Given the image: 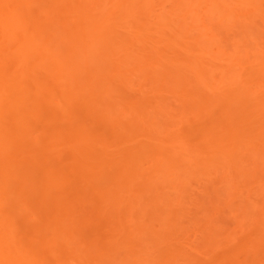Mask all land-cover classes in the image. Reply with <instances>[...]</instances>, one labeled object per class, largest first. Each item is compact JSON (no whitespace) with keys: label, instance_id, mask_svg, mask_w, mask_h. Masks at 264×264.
I'll use <instances>...</instances> for the list:
<instances>
[{"label":"rangeland","instance_id":"374dc122","mask_svg":"<svg viewBox=\"0 0 264 264\" xmlns=\"http://www.w3.org/2000/svg\"><path fill=\"white\" fill-rule=\"evenodd\" d=\"M24 1H25V4L23 3V4H21V6L18 7L19 13L21 15L20 22H22L21 25H23L25 27L27 26V27H29L28 29L33 30V28H30V27H32V25L34 23L33 17L37 14L35 10H37L36 8H38V6H40V5L37 6L35 4V6L34 5L32 6V4H34L33 2H31V5H30L28 0L27 1L24 0ZM35 1L37 2V0H35ZM46 1L47 0H44V1L40 0L38 2H41V3H43V5H45L44 3H46ZM78 1L79 2L80 1L85 2V0L84 1L78 0ZM154 1L157 2L159 0H154ZM24 5L28 6L30 8L31 7H34V8H31L30 13H29L28 12L29 10L27 11V9H29V8H26ZM23 6L25 7V10H23L24 9ZM20 8H23V9H20ZM20 10L25 11L26 14L29 13V14H27L29 16L25 15L24 12H23V14H21L22 11H20ZM157 10L158 9H155V11H157ZM37 11H40V10H37ZM32 14H35V15H32ZM30 16H32V17H30ZM31 19H32V21H30ZM119 20L120 19H118V21ZM45 22H46V20H45ZM124 23L121 22V24H124ZM46 24H47V22H46ZM54 24H53L54 26L51 25L50 27L52 29L56 28L55 29L56 33L59 35V36L55 35L57 37V40L55 39L56 43L54 42L56 44L55 47H61L58 49L59 50L61 49L60 52L63 56V59L68 60V58H69L68 56L71 57L73 55L71 53H73V51H74L73 48H75L74 46H72V43H71L72 39L70 40V37L68 38L66 36L67 31H65L63 26H62L63 27L62 28V27L58 26V23H54ZM123 26L118 23L114 27L113 31H114V34H116V35L119 34L120 36L123 35L121 37L125 38V36L127 35V33H126L127 31H125V30L127 28L125 26L124 27ZM59 28H60V30H59ZM61 28H62V30H61ZM165 31H167L166 33L171 32V31H169V29H166ZM63 35H65L66 37L65 36L64 37L67 38L68 40L67 39L65 40ZM155 35L154 34L149 35L150 37L148 39V42L146 41L147 39L145 40L146 42H144L146 44L143 43L144 40L139 42L140 44L145 45L144 47L141 46V47H143L142 49H141L140 45H138V43L134 42L135 40L132 42L134 44L136 43V46L140 47V48H138L139 50L135 49L134 48L135 46H133L134 44L132 45V43H128L126 46L127 50H130L129 48H131V47H128V45L130 44L133 46L132 48H134L135 50H137L139 52V54L140 53L142 54V55L141 54L137 55V51L136 52L134 50H133L134 52H131L132 50L130 51L131 53L134 54L133 56L136 59L140 60V64L142 65L141 66L142 68L139 67V65L137 66V64H136V66L139 68L135 67L133 70H130L133 67V64H131L132 67L129 66L130 67V68H128L129 70L126 68H124L123 70L119 69L121 72L126 71V72H124V74L119 72L118 75H120V76L117 77V72H116V74L113 73V74H115L114 78H113L112 73H111L112 74L111 75L109 72H107V73H109V75L108 74L106 75V71H108L107 66L105 67L103 65L105 67L104 68L105 70H102L103 67L100 64H97L98 59H97V61H95V62H97L96 63L97 67L99 66V71L96 70V72L98 74L93 75V77L97 75L96 77L100 76L104 80H105V78L107 80L109 79V82H110V83L106 82L107 86H108L107 88L102 87L103 88L102 89L100 87L97 89V91L100 92V95H101V97H97V98H99V99L101 98V99L100 100L98 99L97 101H93L94 103H97V104H95L96 106L94 105L95 107H98V106L104 104V106H103L104 108H107V110L110 109V111H113L115 113V111H116L115 109H116V107L119 108L120 107L119 105H121V107H123V108H121V110L122 109H124V110L130 109V112H131V110L134 111V109H132L131 106L133 108L137 109V112H138V109H141V111H142V108H144L146 106L148 108H145V111L143 109L142 113L140 112L139 116L141 117V115H142V117H145V119L146 118L150 119L149 114L153 112V110H151L153 108H151V107L154 105L153 103L156 102L154 99L157 100V98H158L157 95L159 96V98L164 99V103H166V104L168 103V101L170 99H173L172 95H175V97L178 96V97H180V99L182 98L179 90L176 91V93L173 92L174 94L170 91V90H172L171 88H173L172 86L177 84V83L174 84L175 80L169 79L170 76L168 74H167L168 79H166L167 77L164 78L166 75L165 74L166 72L169 71L170 73H172V71L170 69L171 67L169 68L170 70H167L168 68H165V69L163 68L165 71L167 70L163 74L162 73V67L163 66H159V64H157V62H159L160 56H162V54L161 53H159L161 55L155 54V53H158V51L161 49L162 51H164L162 53L165 54V57L171 58L172 55H170V53L172 54L173 51L171 52L169 50L167 43L166 44L164 43L165 45L160 44V43L158 45H156L157 41L155 42V40L153 39V38L156 39L157 35L156 36ZM58 38H59V40H58ZM62 39L65 41H63ZM57 41H59V42H57ZM61 44L64 48H62ZM147 44L150 48L147 46ZM69 45H71V47H69ZM160 45H161V47H160ZM67 46H68V48H67ZM65 48H67L66 53H65V50H66ZM69 48L71 49V51L68 50ZM144 48H145V51H144ZM173 48H175V47H173ZM176 49L177 48L173 49L174 52L175 51L177 52ZM104 50H106V51H104ZM107 50L108 49L105 48V49H99V52H96L98 50H95L93 52L94 56L96 54H99L100 56L102 55L100 58H102L103 60L100 59V61L103 63H101V64H104V63L110 64V61L108 62V59L104 57V56H107V54L109 53V51H107ZM151 50H153V51H151ZM10 51L12 53L14 52L12 50H10ZM10 51H8L7 53H10ZM165 51H167V52H165ZM60 52H59V54H60ZM68 52H70V53H68ZM131 53H129V54H131ZM11 54H10V56H14L15 53L12 55ZM69 54H71V55H69ZM118 54H120V53H118ZM7 55H9V54H7ZM99 55L98 56L96 55L95 58H98ZM157 55H158V57H156L157 58L156 59L155 56H157ZM166 55H168V56H166ZM139 56L141 58H139ZM59 57H60V55H59ZM117 57H118V59L119 58L121 59L122 57L126 58L127 56L123 55V52H122ZM146 57H147L148 61H150L151 58L155 59L154 60L155 62L153 61L154 63L152 61H150L153 63L152 64L153 66L151 65L150 62H149L150 65L149 64L148 65L146 64L147 66L144 65V63H146V61L142 58L146 59ZM149 57H150V59H148ZM60 58H62V57H60ZM124 58H122V59L124 60ZM130 58L132 59V57H130ZM130 58H128L127 60L131 61ZM141 59H142V61H141ZM156 60H157V62H156ZM138 61H136L135 63H137ZM87 63L89 65V67L84 62V64H86V65H83L84 68L86 67L84 69V71L89 68L88 71H90V72L94 71L93 73H96L95 68H93L94 65H92V64H94L93 60L90 61V64H89V62H87ZM32 64H34V63H32ZM109 64H108V66H109ZM96 65L94 67H96ZM27 66L29 67V64ZM33 66L34 65H32L31 67H33ZM38 67H40V66H38ZM38 67H37V69H34V67H33V70H35V72L37 73V74L34 73L35 75L41 76L39 79V81L41 82L42 80H44L42 76L45 74V72H40L42 70H39L41 68L38 69ZM143 67L146 68L145 71H144ZM90 68H92L93 70ZM106 68H107V70H106ZM42 69H43V67H42ZM81 69H82V74H83V68L81 67L80 71H81ZM96 69H98V68H96ZM138 69H143V70L142 71L139 70L140 72L138 73V71H137ZM28 70L31 71V69H28ZM36 70H38V71H36ZM78 70L75 69V71H77V72H78ZM100 70H102V71H100ZM75 71L73 70V72H72V75H74L73 77H75V75L79 76L81 74L80 72H78L79 74H76L77 72H75ZM103 71L105 72L104 74L106 76L112 77L111 81H110V77L107 78L106 76H103L104 74L103 75L101 74ZM85 72L87 73V71H85ZM90 72H88V73H90ZM145 72H146V74H145ZM82 74H81V76H82ZM86 75L87 74H83V77H85ZM87 76L85 78H87ZM89 76H91V75H89ZM126 76L130 80V82L132 81L131 83L128 81ZM122 77H124L123 81H122ZM158 77H159V79L164 78L165 83H163L162 80H160V81H162V82H160ZM185 77L186 76H184V78H183L184 80L186 79ZM34 78H37V76ZM41 78H42V80H41ZM125 78L127 79L126 81H125ZM181 78L182 77H180V79ZM82 79H81V81H82ZM94 79H96V78H94ZM30 80H28V81L30 82ZM45 80H47V79H45ZM88 80H89V78H88ZM98 80H101V79L99 78ZM168 80H170V83L168 82ZM171 80L173 81V83H171ZM36 81H38V80H35L33 83H35ZM81 81L77 82V85H78L77 88H79V83L81 84ZM120 81H122V82H120ZM176 81L178 82V80H176ZM87 82H83L81 85H84ZM89 82H90V80H89ZM127 82H129L130 84ZM167 82H168V84H167ZM33 83H32V85H33ZM158 83H160V84L162 83V85H164V86H166V84H167V86L166 87L162 86V87H164V88H162L161 85ZM30 84H31V82H30ZM77 85H75L74 88H76ZM168 85H169V87H168ZM160 87L162 88V90H159V89H161ZM174 87H177V85ZM153 89H154V91H153ZM180 89H181V87H180ZM108 90H109V93H107V96L104 97L103 95H105V93L108 92ZM156 90H157V93H156ZM32 91H34V90H32ZM22 92L23 91H21V95L24 97L26 92H24L23 94H22ZM47 92L49 93V91H46V93L44 91V94H47ZM98 92L94 96H98L99 95ZM101 92L102 93L104 92V94L102 95ZM143 92H145V93H143ZM181 92H182V89H181ZM19 93H20V91L17 93V95H19ZM29 93H32V92L29 90V92L26 93V95L24 97V99H25L24 102L27 101V103H25V105H23L24 108H22L21 110L24 109L23 113H25V115L29 114L28 111L30 113L33 111L34 113L33 112L32 113L34 114V116L32 114H30L28 116L27 115L22 116V117H24L23 119H25V118L27 119L29 116L33 117V118L29 117L28 118V119H30L29 121L25 119V121L27 123H25V121L22 119L24 122L23 123L21 122V124L24 125L25 129H23L24 128L23 125H21L19 122H18V124H17V122H14V120H13V118H15L14 116L11 115L9 117L5 114L3 115V113H6L9 115V113L13 111V107H12V110L10 109L11 111H9V113H7V110H9V108H11V107H7L8 109L4 110L6 112L3 111V113H1V115H2V117L4 116V117H7L8 119L13 117L12 120L11 119H9V120H11V122H14V124H12V123L9 124L10 121L4 117H3L4 120L3 119H1V120L4 124L6 123V125H4L2 122H0V152L2 151L1 153H3V154L6 152L8 153V151L3 152V149L5 147L4 148L2 147V144H1L2 141L5 140L7 142V143L5 142L7 145V144H9L8 138L10 140L11 135H12V137H15L18 135V137L16 139H14V142L10 140L11 141L10 143H12V142L13 143L9 144L10 146H8V149H10L9 150L10 153H8V155L11 159L7 157L9 159V161H6L7 158L6 159L4 158L3 162L6 161V163L4 165L1 162L2 160H0V167L3 166V168L2 167L0 168V189H1V193H2V191H4V195L1 194L2 196H0L1 200L4 198V200H2V202H3L2 206H0V208H2V210L0 209V214H2V213L7 214L6 216L4 214V216H2V217L0 215V218L2 219V220H0V221H2L0 223V227H1L0 230L1 231L2 230L7 231L8 233L6 232V235L11 236L8 238L5 234H3V236L5 235L4 238H7V241L10 242V240H12L11 243L14 244L13 245L14 247L11 246L12 248L10 249V251H12V253H13V255H10V257L13 259V263L20 260L19 264L20 263L24 264L26 262V260L29 259V260L34 261L35 264H139L138 261L141 260V258L146 259V256L148 257L147 259L149 260V262L146 264H156L155 262H157L158 264H161V263H163L162 261H167V260H169L170 264H214V263L215 264H224V263H226V264H231V263L232 264H263L264 263V260H263L264 259V214H263V216H260L259 214L251 215L258 209V208H256V206L257 207L260 206V209H261V205H263V203H264V202H262V201H264V149L262 148L263 149L262 150L260 148V147H262L261 145H263V144L260 145V143L257 141L259 143L257 145H260L259 148L261 150L257 148L256 151L254 150V152H252L253 151L252 150L250 154H249V151H244L243 147H245V146L243 144H241V146H239V148L241 147L240 148L241 150L238 148L239 149V150L237 149L238 151L236 150V152H233L234 154H236V156L234 155L235 157H233L231 155L233 157L232 158L233 163L231 160V164L229 161L230 158L226 157L227 160L229 159L228 160L229 162H228V161H223L225 159L222 158L223 160H221V158L218 157L219 161L217 159H215V163H214L212 160V163L216 164V165L210 164L213 167H211L209 164L207 165L206 163L199 166V167L198 166L196 167V165H195L196 168L191 166L190 168H193V169L190 170V168H189V172H188V174H186L189 176H187L186 179L183 177L185 180H183V178L181 179V180H183V182L185 181L184 182L185 184L184 183L182 184L183 186H185V187H183L184 189L181 188V186H180V188L179 187H178V189L176 188L177 190L176 189L173 191L171 190L172 192H170V194L173 193V195H175V197H176V200H174L173 203H171V205L169 203L167 205L160 204L158 206L157 204H154L153 195L152 194L148 195L147 191L152 190L153 189L152 186H156L155 184L157 182L155 184H151V185L150 184L142 185L141 186L142 189L140 187L139 188L137 187V190H135L134 189L135 187H133L132 190L134 189L135 190V191L133 190L134 192H137L140 189V190H142V193H144V195H142L141 191H139L141 196L138 195L139 193L137 192L138 194H136V195H138V196L134 197L135 195L132 192V194H133V196H132L133 199H132V197L130 198L131 195H127V193H126L124 195H127L128 197L126 196L127 198L124 197V199L127 200L128 198H130V199H132V201L135 199L133 201V203H132V201L131 202L129 201L130 199H128L127 202H130L131 205H133V206L138 204V206L137 207L135 206V207L137 208V211L140 212L139 215L143 214L144 217H143V219H137L136 222L134 221L132 224L131 222L130 223L127 222L125 219L123 220V218H125V217H122L124 215L123 214L124 209H125L124 205L126 203L125 200L123 202V205L121 204L122 206L119 208V210L121 212L117 210L118 211L117 213H119V212L121 213L119 215H117V213L114 214L115 211H113V209H114L113 206H111V207H113L112 210L107 209V208L111 209L109 206L111 201L108 202L109 205L106 204L107 206H109L106 208V210L110 211V212L107 213V211L105 209H103L105 206L102 204L101 211L104 210L105 212L102 211L103 213L100 214L101 211L99 210L100 212L98 213L97 210L101 207L98 206V204L95 200L97 198L101 197V195H99V194H101V192H103L104 190L108 192L113 188V190H115V192H113L112 190L111 191L116 196H117V193H116L117 191L121 192V193L124 192V191H121L122 189L120 191L117 190L119 188L114 189V187L116 188V186L113 187L114 182L112 183V181L115 179V176H118L117 171L119 172L120 167H123V168L128 167L127 165H129V162L127 163L126 157L131 154L132 150H134V151L136 150V152H138L137 153L138 155L135 154V157H136L138 162L135 159L136 163L130 162V165L128 168H131L132 170L137 169V170L142 171L144 166H145L144 170L147 169L149 171L151 169V167H153V166H151V162H153V160H152L153 156H151V153H150L151 150L153 149V147L151 146L152 144H150L149 142H146L144 139H142V137L145 136V134H148V136H151V134H153L152 132H155V131L153 129H149L147 127L146 130L144 131L145 133H143L142 130H144V129L143 128L139 129V127H138V126L141 127V125L140 124L138 126L136 125V120L138 121L139 117L135 120L129 119L130 122H127L128 119H126L127 117L124 116L125 117L124 120L125 119L126 120L123 121V124H122L121 118H123V117H121L119 119V117H120L119 116L118 117L119 123L116 122L117 123L116 125H114L113 123H110V125H109V123L107 124L104 121L106 119V116H104V115L102 116L101 113L105 112V113L111 115V113H113V112L110 113V111L102 110V109H101L102 111H100V108H97V109L94 108L95 112H93L94 109H93V111H90L89 109H84L81 107L82 105L80 106V104L79 105L77 104L78 100H76L75 98L74 99L77 102L71 101L70 102L71 104H69V106L66 103H64L65 105L64 104L62 105V102H59V104L61 105L60 106L57 101H53L55 104L51 101V100L57 99L56 96H54L53 98H51V97L49 98L48 97L49 94H48V96L47 95L44 96L43 92H41L44 96L43 98L48 97V99H50V101H51V102L50 101L48 102V100H46L48 102V103H46L43 101L44 99L43 100L40 99L42 97L39 98V96H38V98L40 100L37 98V95H38L37 93H36L37 95L34 92L30 95H29ZM262 93L264 94L263 89H262ZM166 94H167V96L169 95L168 98H166L167 97ZM35 95H36V97H35ZM260 95H262V94H260ZM26 96H28L27 100H26ZM162 96L165 98H163ZM106 97L107 98L109 97L110 100H112V99L116 100L115 101L116 104H115L114 100L112 101V102H114L115 107H113L114 104L111 103L109 99L105 100ZM209 97H210V95L208 94V98ZM213 97L212 98L210 97L209 99L212 100ZM102 98H104V99H102ZM31 99H32V103L28 104V102H30ZM93 99H94V97H93ZM166 99H168V100H166ZM33 100H34V102H33ZM37 100H39V103L37 102ZM79 100H80V98H79ZM152 100H154V101H152ZM58 101H60V100H58ZM106 101L108 103L110 102L111 105L109 106V104L106 103ZM172 101H174V100H171L170 104H173V103H171ZM175 101H176V99H175ZM175 101H174V103H175ZM181 101H182V99H181ZM260 101H258V100L253 101L252 100V101H249L247 103H244L242 101L243 104L241 103V105L238 104L239 102L234 103V105H231V107H230L232 109L231 112H233V113L229 114L230 117L224 116L226 114H224V115L221 114V112L218 110V108L215 105L210 104V105H208V107L210 109L208 107L205 108L204 110L205 111L207 110V111L205 112V114H202L201 116H195V114L197 115V113H195V114L191 113V114H189V116L187 115L186 118H188V120L190 122L187 119H186L187 121L184 120L185 119L184 118L183 122L180 121L179 126L177 125L178 131L176 130L175 132L178 134V136L180 135L181 141H182V139H184V141H185L186 138H187V141L191 139L190 142L189 141L188 142H189L190 146H195L196 149L198 148L197 146L202 145L201 142L199 141L201 136H204V135H213V136L215 135L216 136V134H217V137H218V136H220L219 134H221L222 132H223L222 133L223 135L221 138H223L222 139L223 144L225 143L227 145L228 142H231V144H233L232 141L234 142V140L235 141L237 140L240 142H238L236 144V142H237L236 141L234 143L236 145H238L242 142L241 139H243L244 137L245 138L247 137V135H246L247 133H245L247 131H245V130L250 129V131H251V129H253L255 127V125L261 124V122H260V124L258 122H259V119L262 120V117H264V108H261L262 107L261 104H264V103L261 102V104H260ZM262 101H263V99H262ZM93 102H91L92 105L94 104ZM161 102H163V100ZM195 102H197V100ZM34 103L36 106L34 105ZM45 103L48 104V106ZM49 103H50V105H49ZM79 103H81V102H79ZM193 103H191V104H193ZM72 104H74V105L72 106ZM194 104H196V103H194ZM26 105H29L30 108H29V106H26ZM43 105H45V107ZM116 105H118V106H116ZM150 105H151V107H149ZM173 105H176V104H173ZM25 106H26V108H25ZM32 106H34L35 109L34 108L31 109ZM62 106H63V108H62ZM87 106H85V107H87ZM91 106H90V108H93ZM156 106H157V104H156ZM156 106L154 108L155 110H156V108H158ZM77 107H79V108H77ZM111 107H113V108H111ZM263 107H264V105H263ZM28 108H29V110H27ZM64 108L65 109L67 108V110H64ZM16 110L17 109H15V111ZM97 110H99L100 112ZM118 110H120V108ZM67 111L69 112L68 114L66 113ZM208 111H209V114H208ZM146 112H147V115H146ZM155 112H157V110ZM165 112H166V114H168L167 110H165ZM13 113L14 112H12L10 114H13ZM124 113H125V111H124ZM134 113H135V111H134ZM217 113H219V114H217ZM17 114H18L17 112H16V115L14 113L15 116H17ZM96 114H100V115H96ZM128 114H129V111H128ZM137 114H139V113H137ZM143 114H145L146 116ZM162 114H163V112H162ZM21 115H23V114H21ZM171 115H173V114H171ZM171 115L169 116L170 118H171ZM207 115H209V116H207ZM164 116H166V115H164ZM164 116H162V117H164ZM194 116L196 119L194 118ZM231 116H233V117H231ZM190 117L192 119H190ZM217 117H219V118H217ZM166 118H167V116H166ZM225 118H226V120H225ZM232 118H234L232 120L233 122H231ZM147 119H146V121H147ZM210 119H211V121H210ZM217 119H219V120L216 121ZM22 120H20V121H22ZM224 120L226 121L225 123H224ZM75 121H77L76 124H74ZM214 121H216V122H214ZM120 122H121V125H120ZM216 123H218V124H216ZM11 124H12V127H14L16 124V126H15L16 128L11 129V127H9L6 129V127L10 126ZM19 124L21 126H19ZM223 124H225V125H223ZM227 124H229V125H227ZM3 125L6 126V127H4L5 129H3ZM133 125H134V127H133ZM220 126H222V127L220 128ZM229 127H230V129L232 128L233 130L232 129L229 130ZM86 128H88V129H86ZM199 128H200V130H199ZM210 128H211V130H210ZM256 128H257V126H256ZM10 129H11V131H10ZM121 129H122V131H121ZM148 129H149V131H148ZM216 129L217 130L221 129V130L217 131ZM242 129H243V131H242ZM3 130H5V131L7 130L6 132L4 131L7 135V138H5L6 135H5V133L3 134ZM235 130H236V132H235ZM237 130L240 133L241 132L242 133L241 134L238 133ZM255 130L256 129H254L253 132H255ZM86 131L87 132L91 131V132H89V133H91V137L88 136L89 133L86 134ZM147 131H148V133H147ZM194 131H196V132H194ZM199 131H200V133H199ZM20 132H22V135ZM23 132H24V134L26 133V135L29 133L27 135V137L24 138L25 135L23 134ZM231 132H232V134H231ZM243 132L245 133L246 136H244ZM74 133L78 134L77 138L74 137V136H76V134L73 135ZM79 133H81L83 135H81ZM131 133H132V135H131ZM141 133H143V134H141ZM209 133H212V134H209ZM233 133H235V134H233ZM238 134H240V136H241V137L239 136V139H238ZM20 135H21V137L19 138ZM80 135L83 137H84V135L89 137L88 141L85 142V143H87L85 145L86 146L89 145L92 149H90L88 147L90 150L88 148H87L88 150H85L86 147L84 148V145H83L81 148H84V149L81 150V148H79L80 146H78L79 150H81V151L84 150L82 153L81 151L77 150V143H79V142H75L76 147H74L75 145H74L73 141H75L76 139H80V137H79ZM133 135H134V137H132ZM22 136H23V139H22ZM188 136L189 137L192 136V137L188 138ZM72 137H74V138H72ZM83 137H81V138H83ZM125 137H126V139H124ZM181 137H183V138H181ZM130 138H132V139H130ZM192 138L193 139L196 138V139L193 140ZM224 139H225V141H224ZM107 140H109V141L107 142ZM138 140H139V142H138ZM140 141H141V143H140ZM262 142H264V141H262ZM5 143H3V144H5ZM254 143H256V142H254ZM80 144H81V142H80ZM82 144H84V143H82ZM149 144H150V146H149ZM92 145H94V146H92ZM97 145H98V147H97ZM101 145H103V146H101ZM142 145H143V147H141ZM255 145H254V147H257V145L256 146ZM138 146H139V148H138ZM72 147H74L76 149H73ZM6 148H7V146H6ZM253 149H255V148H253ZM4 150H6V149H4ZM72 150H75L76 151L75 153H78V154L81 152L82 155L86 151V153H85L86 155L84 154L86 157L81 156V160H82V158L90 159V157H91V159L93 158L95 160L94 161L92 159L95 163L100 162L102 166H105L106 164L104 162H102L103 157H104L105 162H107L108 165H109V163L111 165H109L110 167L107 165L104 168L105 173H103L104 170L103 171L101 170V172L103 174H105L104 176H102L103 175L102 173H100L101 175L99 174L100 176L97 174L96 175L97 177L95 176L96 173H93V175L91 174L88 176L86 174L87 171L84 172V170H82V171L79 170L78 173L80 175H81V172H82V174L84 173L87 175V177H84V175L81 177L88 178L91 176L89 179H87L89 181H83V178H80L78 173H77L78 175L76 174L77 176L76 175L73 176V173L71 175L72 171L75 172L78 167L80 168V165H85V164H81V162H76V161L72 160L73 158L70 159L71 155H72V157H73V155H75V154L71 153ZM91 150L93 153L97 152V154L93 155V153H92L93 156H91V154H90ZM98 150H100V151H98ZM73 153H74V151H73ZM98 153H99V155H98ZM6 154H4V156ZM78 154H77V156H78ZM12 155H13V158L15 157L16 159H13ZM147 155H149V156H147ZM97 156H100L101 158L100 157L97 158ZM1 157L2 156H0V159H1ZM94 157H96V158H94ZM137 157L140 159V161ZM105 158L106 159L108 158L109 160L110 159L111 160L109 161V160H106ZM141 158H142V160H141ZM210 158H212V157H210ZM234 158H236V160ZM84 159H83V162L87 163L88 168L90 166L91 167L93 166L90 163H88L91 159L89 161H88V159L87 160H84ZM13 160H15V161H13ZM203 160L205 162L207 161L208 163L210 161V159L208 157L206 159H203ZM44 161L48 167L44 164ZM71 161H73V162L71 163ZM93 161H91V162H93ZM111 161H113V162L111 163ZM146 161H149V163ZM69 162H70V164H69ZM234 162H236L237 164ZM146 163L149 166H147ZM72 164L73 165L76 164V166L74 165V167L72 168L71 167ZM224 164H226V165H224ZM5 165H7L8 168H6ZM142 165H144V166H142ZM31 166L35 167V169H33L34 167L32 168V171L30 168ZM44 166H46V168H44ZM68 166H70V167H68ZM207 166H208L209 170H207ZM9 167H11L10 168L11 170L9 169ZM85 167H84V169H85ZM91 167H90V169L93 168V167L92 168ZM149 167H150V169H149ZM201 167L203 168V170ZM4 168L9 169V170L5 171ZM40 168L43 169L42 170L43 172H44V170H46V172L48 170L49 173H52V175H54V176H51L47 173L48 176H46V179L49 176H51V178H48V179H50L53 182L58 180V178L59 179L63 178L62 180H66V179L69 180L71 178L72 180H74V181L71 180V182H73V183L69 184V185H67L68 182L67 183L64 182L62 184L63 188L60 187L61 189L59 188L60 190H57L59 192L58 194H56L57 196H55L53 193L54 196L52 195V197L50 198L49 196L52 194V192L51 193L48 192V194L50 193V195L48 197H49V200L51 201V203L47 200V205L45 202L46 201L45 198L48 194L45 193L46 196H41V195H43V192H45V191H43V187L41 185L46 186L45 184H47V181H46V183L44 181L43 184H40V181L43 178H45V177H43V172L40 171L41 170ZM94 168H95V165H94ZM97 168H98V166H97ZM200 168L202 171L200 170ZM51 169L54 172L50 171ZM12 170L15 172L16 175L14 174V172H12ZM144 170H143V172H144ZM91 171L92 170H89V172H91ZM148 171H145L143 174H145ZM4 172H5V174H4ZM8 172L10 173L9 175H8ZM89 172H88V174H89ZM95 172L99 173L100 170L97 171L95 169ZM197 172L200 174H198ZM202 172L203 173L207 172V174H205V173L201 174ZM29 173L30 174L33 173L32 175H33V177L35 175L36 180L32 177V175L30 177L26 178ZM41 173H42V176L40 175L38 177V175ZM110 173H114L115 175L114 174L112 175ZM191 173H193V175ZM11 174H13V175H11ZM55 174L57 176H55ZM69 175H71V176H69ZM126 175H128V174L126 173ZM199 175H203V176L200 177ZM204 175L205 176L207 175V176L205 177ZM8 176H10V177L8 178ZM12 176L13 177L15 176V177L12 178V180L10 181ZM41 177H42V179H41ZM68 177H70V178H68ZM121 177H123V176L121 175ZM30 178H31V180L32 179L34 180L33 184L29 181ZM23 179L26 181L28 179V183H30L29 185H31L32 187L29 188L30 187L29 185H24L23 183H26V184H28V183L23 181ZM62 180L60 181V183L62 182ZM2 181H3V183H2ZM8 181H9V183H7ZM114 181H116V179ZM20 182H21V184H20ZM56 182H58V181H56ZM71 182L69 180V183H71ZM35 183H36V185L38 184L39 189L37 188ZM105 183H106V185H104ZM6 184H7V186H6ZM17 184H18V186H17ZM20 185H23V186L20 187ZM34 185L36 186L37 190H35L36 188L34 187ZM70 185H71V187H70ZM98 185H100L101 187H98ZM88 186H90V187H88ZM3 187H5V188H3ZM144 187H145V189H144ZM8 188H9V191H8ZM100 188H102V191H100L101 190ZM105 188H107V189H105ZM109 188H110V190H109ZM5 189H6V191H5ZM54 189L55 188L52 189V187H51V190L53 192L57 193ZM39 190H40V192H39ZM73 190H74V192L71 193V191H73ZM90 190H92V191H90ZM33 191H35V192L32 193V195H31V192H33ZM47 191H48V189H47ZM29 194L32 197L29 196ZM94 194H96V195H94ZM110 194H111V192H110ZM128 194H130V193H128ZM5 195L8 196V198L5 199ZM39 195L41 196V200H40ZM146 195H148V196L151 195L150 199ZM26 196H28V197H26ZM118 196H121V199H122V195H119V193H118ZM118 196H117V199L120 198V197L118 198ZM139 196H140V198H138ZM60 197H62V198H60ZM65 197H66V199H65ZM91 197L93 199H91ZM102 197H103V195H102ZM141 197L143 200L141 199ZM145 197H146V199H145ZM85 199H87V200H85ZM136 199L137 200L139 199V200L137 201ZM7 200L9 201V203H6V202H8ZM18 200L23 202V203L20 204L21 202H19ZM52 200H54L55 202L54 201L52 202ZM66 200H68V201H66ZM100 200H102V199H99L98 203L101 205V203H103V202L102 201L100 202ZM104 200H105V198H104ZM12 201L15 204H13V203L10 204ZM57 201H59L58 202L59 204L57 203ZM134 202H136V204H134ZM143 202L145 204H143ZM148 202H151V207H150V203L147 204ZM41 203L46 205V207ZM114 203L115 202L111 203V205L117 204V202H116V204H114ZM141 203H142V205H141ZM16 204H18V205H16ZM24 204H26V206L29 205L30 207H28V206L26 207ZM50 204H52V205L55 204V207H53ZM95 204H97V205L95 206ZM153 204H154V207H152ZM22 205H24L25 207H23ZM57 205L58 206L64 205V206L63 207L61 206L58 208ZM69 205H71V206H69ZM118 205H119V203H118ZM126 205H127V203H126ZM143 205H144V207H147V208H144ZM6 206H7V208H5ZM15 206H17V207H15ZM47 206L49 207V209ZM94 206L96 208H94ZM240 206H242V207L244 206L245 208L243 207L244 209H242V207L240 208ZM51 207H53V208L51 209ZM97 207H99V208H97ZM125 207H127V206H125ZM129 207H128V209H129ZM28 208H30V209H28ZM54 208H55V211H54ZM239 208L245 212L244 213L241 212V210ZM50 209L53 211H51ZM94 209H96V212L92 211ZM122 209H123V213H122ZM126 209H125V211H126ZM27 210H31V211H28L30 213H27ZM32 210L34 212H37L38 214L37 213H35V214L31 213ZM87 210H89V211H87ZM115 210H116V208H115ZM135 210H133V211H135ZM2 211H4V212H2ZM11 211H12V213H10ZM17 211L20 214H18ZM64 211L65 212L68 211V212L65 213ZM70 211H72V212H70ZM15 212H16V214H15ZM62 213H64V214L61 217L60 214L62 215ZM97 213H98V215H97ZM262 213H264V211H262ZM17 214H18V216H17ZM32 214H33V216H32ZM56 214H58L61 218L59 216H55ZM75 214H77V216H75ZM35 215H37V216L34 217ZM38 215H41V216L39 217ZM157 215H158V217H157ZM160 215L161 216L163 215L164 217L162 218ZM8 217H9V219H8ZM37 217H38V219H37ZM53 217H54V219H53ZM159 217H160V219H159ZM255 217H257V218H255ZM261 217L263 220L261 219ZM4 218H6V220L3 221ZM139 218H142V217L139 216ZM60 219H62V220H60ZM64 219L65 220L67 219V220L65 221ZM55 221H58V223L56 222V225H55V223L53 224V222H55ZM129 221H131V220H129ZM137 221L139 222V224ZM140 221H141V223H140ZM160 221H161V224H160ZM255 221H257V222H255ZM133 227L137 228V230L139 229L138 231H141V232L144 231V234L146 233V234H150V235H146V234L144 235L143 232L142 233L139 232V236H137L138 234L135 231L136 229L133 231ZM147 229L149 230V232H147L148 231ZM1 231H0V233H1ZM122 231L129 233V235L126 233L123 234ZM132 231L134 232L133 233L134 235L136 233L135 237H133V235L131 234ZM0 236H1V234H0ZM131 236L133 238H130ZM1 239H0V242L1 241L3 242L4 239H2V240ZM3 244H4V242H3ZM47 244H49V245L51 244V247H50L51 249L49 248V245H47ZM4 245H6V244H4ZM132 246H133V248H131ZM156 251H157L158 255H157ZM4 252H6L7 254H12L7 249L0 248V254L4 253ZM166 253L168 255H166ZM164 255L167 257V259L165 258ZM13 256H16V257H13ZM18 257L19 258L22 257L23 260L18 259ZM36 257H38V258L36 259ZM138 258H140V259L138 260ZM150 259H151V261H150ZM22 261H24V262H22ZM222 262H224V263H222ZM28 263L30 264V262H26L25 264H28ZM166 263H168V261Z\"/></svg>","mask_w":264,"mask_h":264},{"label":"bare ground","instance_id":"6f19581e","mask_svg":"<svg viewBox=\"0 0 264 264\" xmlns=\"http://www.w3.org/2000/svg\"><path fill=\"white\" fill-rule=\"evenodd\" d=\"M27 1V0H26ZM35 0H28V2L30 3V5H31V2H33L34 4H32V6L34 5L35 6V4L38 6V5H40V6H38V8H36L37 10H40V11H37V10H35L36 11V15L35 14H32V15H35L33 18H34V23H33V25H32V27H30V28H33V30H30V29H28L29 27H25V26H23V25H21L22 24V22H20V19H21V15H20V13H19V6H21V4H25V1L24 0H0V122H2V120L1 119H3L4 120V118H7V117H2V115H1V113H3V111L4 110H7L8 108L7 107H11V108H9V110H7V113H9V111H11L12 110V107H13V111L12 112H14L15 113V115H16V112L18 113L17 114V116H15L14 115V113L13 114H10V113H12V112H10L9 113V115L8 114H6V113H3V115L5 114V115H7V116H14L15 118H13V117H11V118H9V119H11L12 120V118H13V120H14V122H17V124H18V122L21 124V122L23 123L24 121H25V119H23L24 117H22V116H24L25 115V113H23V110H21L22 108H24V106L23 105H25V103H27V101L26 102H24L25 101V99H24V97H25V95H26V93H28L29 92V90L33 93H37L36 95H37V98H38V96H39V98L40 97H42V98H40V99H44L43 101L44 102H46V103H48L49 101H50V99H48V97L50 98H53L54 96H56L57 97V99H55V100H51L52 102L53 101H57L58 102V104H59V102H62V105L64 104V103H66L68 106H69V104H71L70 102L71 101H73V102H75L76 100H78V102H77V104L79 105L80 104V106L82 107V108H84V109H89L90 111H93V109L94 108H100V111H102V110H107V108H104L103 106H104V104L103 105H100V106H98V107H95L96 105L95 104H97V103H94L93 101H97L99 98H97V97H101V95H100V92H98L97 91V89L98 88H102V87H104V88H107L108 86H107V83L109 82V79L107 80L105 77V80L103 79V78H101L100 76H98V77H96V76H94L93 77V75H95V74H98L97 72H96V70L97 71H99V66L97 67V65H96V63L97 64H100L102 67H103V69L102 70H105L104 68L107 66L108 67V71H106V75L108 74L109 75V73L111 74H113V73H115L116 74V72H117V77L118 76H120V75H118V73L119 72H121L119 69H121V70H123L124 68H126V69H128V68H130L129 66H131V64H133V67H132V69H130V70H133L135 67L136 68H139V67H141L142 65L140 64V60L139 59H136L133 55V53H131V52H136L137 50H139L138 48H140L141 46H145L144 44H146V43H144V42H148V39H149V35H155L156 36V39L155 38H153L154 40H155V42L157 41V44L156 45H158L159 43L160 44H166L167 43V45H168V48H169V50L172 52V54L170 53V55H172V57L171 58H168V57H165V54H163L162 52H164V51H162L161 49L158 51V53H155V54H159V53H161L162 54V56H160V59H159V62H157V60H156V62H157V64H159V66H163L162 67V73L164 74V72H166L167 70H170L171 69V71H172V73H170L169 71L168 72H166L165 74V77L164 78H166V79H168V76H167V74L170 76V78L169 79H173V80H175V82H174V84L175 83H177V84H173L174 86H176L177 85V87H174V86H172L173 88H171L172 90H170L172 93L173 92H175L176 93V91H178L179 90V92H180V95L182 96V101H181V99H180V97H175V95H172L173 96V99H170L169 101H168V103L166 104V103H164V99H162V98H159V96L157 95V97L159 98H157V100L156 99H154L156 102L155 103H153L152 105L154 106H152L151 107V105L149 106V107H151V108H153V109H151V110H153V112L152 113H150L149 114V118L150 119H147V121H146V119H145V117H142V115H141V117L139 116L140 115V112L142 113V111H143V109H144V111H145V108H148V107H144V108H142V111H141V109H138V112H137V109H135V108H133L131 105V108L132 109H134V111H135V113H134V111H132L131 110V112H130V109H126V110H124V109H122L121 110V108H123V107H121V105H119L120 107V110H118L119 108L118 107H116V111H115V113L113 112V111H110V109H108L107 111H110V113L111 112H113V113H111V115L110 114H107V113H105V112H103V113H101V115L103 116H106V119L104 120L107 124L109 123V125H110V123H113L114 125H116L117 123H119V119L121 118V117H123V118H121L122 120H121V122H122V124H123V121H125L126 119H128V121L127 122H130V120H135V119H137L138 117H139V120L137 121L136 120V125L138 126L139 124L141 125V127L140 126H138L139 127V129L140 128H143L144 130H142L143 131V133H145L144 131L146 130V128L148 127L149 129H153L155 132H152L153 134H151V136H148V134H145V136H143L142 137V139H144L146 142H149L150 144H152L151 146L153 147V149L151 150V156H153V158H152V160H153V162H151V166H153V167H151V169H150V167H149V171L147 170V169H145L144 170V168H145V166L144 165H142V166H144V168H143V170H144V172L145 171H148V172H146L145 174H143L144 172H143V170L141 171V170H132L131 168H128L129 167V165H130V162L132 163H136L135 162V159H136V157H135V154H137L138 152H136V150L134 151V150H132L131 151V154L129 155V156H127L126 157V159H127V163L129 162V165H127L128 167H126V168H123V167H120L119 168V172L117 171V174H118V176H115V179H116V181H112V183H113V187L114 186H116V188L114 187V189H117V188H119V189H117V190H121V191H126L125 193L124 192H116L117 193V196H118V193H119V195H122V199H121V196H118V198L119 199H117V196L116 195H114L113 193H112V191L113 192H115V190H113V188L110 190V188H109V190L110 191H103V192H101V194H99V195H101V197H99V198H95L96 200V202H97V204H98V206L99 207H101V208H99V207H97V208H99L97 211H98V213L101 211V209H102V204L105 206L103 209H105L106 210V208L107 207H109L110 206V208L111 209H109V208H107L108 210H112L113 209V207H114V209H113V211H115L114 212V214L115 213H117L118 211H120L119 210V208L123 205V202H124V200H125V202L127 203V205H126V203H125V205H124V208L126 209V211H125V209H124V213H123V209H122V213L124 214H122L123 216L122 217H125V218H123V220L125 219L127 222H131L132 224H133V222L135 221L136 222V220L137 219H143V214H141V215H139L140 214V212H138L137 211V206H138V204H136V202H134V204H136V205H131V201H132V199H133V194L135 195L134 197H136V196H138V195H140V193H139V191H141V193H142V190H140L139 189V191H137V192H134L135 190H137V187L139 188H141V186L142 185H145V184H155L156 182V186H152V190H150V191H147V193H148V195L149 194H152L153 195V201H154V204H157L158 206L160 205V204H165V205H167V204H169L170 203V205H171V203H173V201L174 200H176V197H175V195H173V193H171L170 194V192H172L173 190H175L176 188L178 189V187L180 188V186H181V188H183V187H185V186H183L182 184L185 182H183V180H185L186 179V177L187 176H189V175H186V174H188V172H189V168L191 167V166H193L194 168H196L197 166L199 167V166H201V165H203V164H214L215 163V159H217L218 161H219V159H218V157H220L221 158V160H223V159H225V160H223V161H228L227 159H226V157L227 158H230V164H231V160H232V163H233V157H235L236 156V154H234L233 152H236V150L239 148V146H241V144H243L245 147H243L244 148V151H249V154L251 153V151L252 152H254V150L256 151V149L258 148V149H264V142H262V141H264V117H262V120L261 119H259V124H260V122H261V124L260 125H255V127L253 128V129H251V131H250V129H247V130H245V131H247V132H245V133H247L246 135H247V137L245 138H243V139H241L242 140V142L240 143V144H238V145H236L238 142H240V141H235L234 140V142H236V144L232 141V143L233 144H231V142H228L227 143V145L224 143L223 144V142H222V139L223 138H221L222 137V133L221 134H219L220 136H218L217 137V134H216V136L214 135H204V136H201V138H200V142H201V146L199 145V146H197L198 148L196 149V147L195 146H190V144H189V142H190V140H188L187 141V138H186V140L184 141V139H182V141L180 140V135L178 136V134L175 132L176 130H177V127L179 126V123H180V121H182L183 122V119L184 120H188V118H186L187 117V115L189 116V114H195V113H197V115L195 114V116H201L202 114H205V112L207 111H205L204 109L205 108H207L208 107V105H210V104H213V105H215L217 108H218V110L221 112V114H226V115H224V116H229V114L230 113H233V112H231L232 111V109L230 108L231 107V105H234V103H238V104H240L241 105V103L243 104V102L244 103H247V102H249V101H260V104H261V102L262 103H264L263 101H264V94L262 93V89H263V91H264V0H159V1H154V0H85V2H82V1H76V0H47L46 1V3H44L45 5H43V3H41V2H38V1H40V0H37V2L35 1ZM44 1V0H43ZM84 1V0H83ZM39 3V4H38ZM44 7H43V6ZM25 6V5H24ZM23 6V7H24ZM26 8H29V9H27V11L30 13V9L31 8H34V7H28V6H25ZM25 7H24V9L23 8H20V9H23V10H25ZM42 7V8H41ZM69 7V8H68ZM40 8V9H39ZM155 9H158L157 11H155ZM42 10V11H41ZM20 11H22V10H20ZM26 11V12H27ZM23 12H24V14L25 15H27V14H29V13H25V11H22L21 12V14H23ZM39 12V13H38ZM35 13V12H34ZM27 16H29V15H27ZM23 17V16H22ZM30 17H32V16H30ZM37 17V18H36ZM23 19V18H22ZM27 19V18H26ZM29 19V18H28ZM118 19H120L119 21H118ZM45 20H46V22H47V24H46V22H45ZM30 21H32V19L30 20ZM121 22L122 23H124V24H121ZM54 23H58V26H60V27H64V29H65V31H67V34H66V36L69 38L70 37V40H71V43H72V46H74L75 48H73L74 49V51H73V53H71V54H73L71 57L70 56H68L69 58H68V60L67 59H63V56H62V54H61V49L59 50L58 48H61V47H55V43H56V40H57V37L55 36V35H58L57 33H56V28L55 29H52L50 26L51 25H53ZM120 24V25H124L127 29L125 30V31H127L126 33H127V35L125 36V38L124 37H121V36H123V35H116V34H114V31H113V29H114V27L116 26V24ZM31 24V23H30ZM27 25V24H26ZM55 25V24H54ZM53 25V26H54ZM123 26V27H124ZM62 27V28H63ZM62 28H61V30H62ZM63 29V30H64ZM166 29H169V31H171V32H168V33H166L167 31H165ZM59 30H60V28H59ZM64 31V32H65ZM165 31V32H164ZM55 33V34H54ZM60 33V32H59ZM63 34V33H62ZM124 34V33H123ZM59 36V35H58ZM65 35H63V37H64ZM65 36V37H66ZM56 37V38H55ZM64 37V38H65ZM152 37V36H151ZM123 38V39H122ZM56 39V40H55ZM67 38H65V40H66ZM147 39V40H146ZM58 40H59V38H58ZM63 40V39H62ZM65 40H63V41H65ZM68 40V39H67ZM135 40V41H134ZM144 40V41H143ZM146 40V41H145ZM153 40V41H154ZM130 41V42H129ZM132 41H134V42H136V43H138V45H140V47L139 46H136V43L134 44ZM140 41H143V45L142 44H140L139 42ZM55 42V43H54ZM57 42H59V41H57ZM253 42V43H252ZM128 43H132V45L133 46H135L134 48L135 49H137V50H135L134 48H132L133 46L132 45H128V47H131V48H129L130 50H127V48H126V46H127V44ZM151 43V42H150ZM59 44V43H58ZM70 44V43H69ZM164 44V45H165ZM166 45V46H167ZM61 46H62V44H61ZM147 46H148V44H147ZM165 46V47H166ZM69 47H71V45H69ZM143 47H141V49L143 48ZM149 47V46H148ZM147 47V48H148ZM160 47H161V45H160ZM164 47V48H165ZM173 47H175V48H177L176 50H177V52L175 51L174 52V50L173 49H175V48H173ZM62 48H64L63 46H62ZM67 48H68V46H67ZM67 48H65L66 50H65V53H66V51H67ZM105 48H107L108 50L107 51H109V53L107 54V56H104L105 58H107L108 59V62L110 61V64H109V66H108V64H106V63H104V64H101V63H103V62H101L100 61V59H102V58H100L101 56L99 55V54H96L97 56L99 55V57L98 58H95L96 57V55L94 56V51L95 50H98V51H96V52H99V49H105ZM150 48V47H149ZM58 49V50H57ZM10 50H12V51H14L13 53L10 51ZM57 50V51H56ZM68 50H70L71 51V49L69 48ZM132 50V51H131ZM134 50V51H133ZM168 50V49H167ZM168 50V51H169ZM8 51H10V53H7ZM104 51H106V50H104ZM125 51V52H124ZM131 51V52H130ZM144 51H145V48H144ZM151 51H153V50H151ZM169 51V52H170ZM59 52H60V54H59ZM95 52V53H96ZM123 52V55H125V56H127L126 58H124V57H122V58H124V60L122 59H118V55H120L121 53ZM165 52H167V51H165ZM168 52V53H169ZM9 54V55H7V54ZM14 54V56H10V54ZM63 53V52H62ZM64 53V54H65ZM68 53H70V52H68ZM107 53V52H106ZM118 53H120V54H118ZM129 53H131V54H129ZM154 53V52H153ZM11 54V55H12ZM63 54V55H64ZM71 54H69V55H71ZM141 54V53H140ZM139 54V52L137 51V55H140ZM152 54V53H151ZM154 54V55H155ZM161 54H159V55H161ZM59 55H60V57H62V58H60L59 57ZM142 55V54H141ZM153 55V56H154ZM65 56V55H64ZM166 56H168V55H166ZM103 57V58H104ZM121 57V56H120ZM130 57H132V59L130 58ZM156 57H158V55L157 56H155V58ZM65 58V57H64ZM128 58H130V60L131 61H129V60H127ZM134 58V59H133ZM139 58H141L140 56H139ZM97 59H98V61H97ZM126 59V60H125ZM142 59H144L145 61H146V63H144V65H150V63H151V65L155 62L154 60L155 59H150V57L148 58V59H150V61H154L153 63L152 62H150V61H148L147 60V57H146V59L145 58H142ZM142 59H141V61H142ZM157 59V58H156ZM92 61L93 60V63L95 62V61H97V62H95L94 64H92V65H96V67H94L93 66V68H95V72L96 73H93L94 71H92V72H90V71H88V69L87 70H85V71H87V73L84 71V69L86 68H84V66L83 65H88V63L87 62H89V64H90V61ZM103 60V59H102ZM105 60V59H104ZM138 61L137 63H135L136 61ZM143 60V61H144ZM144 61V62H145ZM148 61V62H147ZM84 62L86 63V64H84ZM150 62V63H149ZM32 63H34V64H32ZM135 63V64H134ZM29 64V67L27 66ZM136 64H137V66L139 65V67H137L136 66ZM156 64V65H157ZM32 65H34L33 67H34V69H37V67L38 66H40V67H38V69L39 68H41V69H39V70H42V71H40V72H45V74L42 76L43 77V79L45 80V79H47V80H42V78H41V82L39 81V79H40V77L41 76H39V75H35V74H37L36 72H35V70H33V67H31ZM36 65V66H35ZM105 67H104V66ZM146 65V66H147ZM153 66V65H152ZM42 67H43V69H42ZM83 68V74H89V75H91V76H87V78H85V77H83V74H82V69H81V71H80V68ZM88 67H89V65H88ZM155 67V66H154ZM171 67V68H170ZM79 70H78V69ZM96 68H98V69H96ZM142 68V67H141ZM144 68V67H143ZM165 68H168L166 71L164 70ZM170 68V69H169ZM28 69H31V71L30 70H28ZM75 69L76 70H78V72H80L81 74H82V76H81V74L78 76V75H75V77L78 79H76L75 77H73L74 75H72V72H73V70L75 71ZM90 69H92V68H90ZM145 69L146 68H144V71H145ZM153 69V68H152ZM160 69V68H159ZM173 69V70H172ZM33 70V71H32ZM44 70V71H43ZM93 70V69H92ZM102 70H100V71H102ZM106 70H107V68H106ZM129 70V69H128ZM142 71L143 69H138L137 71H138V73L140 72V71ZM36 71H38V70H36ZM158 71V70H157ZM75 72H77V71H75ZM76 73V74H79V73ZM88 72H90V73H88ZM107 72H109V73H107ZM124 72H126V71H124ZM124 72H121V73H123L124 74ZM35 73V74H34ZM100 73V72H99ZM105 72L103 71L101 74L103 75ZM133 73V72H132ZM111 74V75H112ZM115 74H113L112 76H113V78H114V75ZM145 74H146V72H145ZM171 74V75H170ZM35 75V76H34ZM41 75V74H40ZM46 75V76H45ZM105 74L103 75V76H106ZM186 76L185 78V80L183 79L184 78V76ZM37 76V78H34V77H36ZM39 76V77H38ZM45 76V77H44ZM92 79H91V78ZM107 78L108 77H110V76H106ZM125 77V76H124ZM124 77H122V81L124 80L123 78ZM180 77H182L181 79H180ZM211 77V78H210ZM213 77V78H212ZM216 77V78H215ZM33 78V79H32ZM84 80H83V79ZM88 78H89V80H90V82H89V80H88ZM94 78H96V79H94ZM103 79L102 81L101 80H98V79ZM111 78L112 77H110V81H111ZM126 78H127V76H126ZM125 78V81L128 79H126ZM164 78H160L159 79V77H158V79H159V81L160 80H162L163 81V83H165V80H164ZM31 79V80H30ZM38 80V81H36L35 83H33L35 80ZM81 79H82V81H81ZM94 79V80H93ZM116 79V78H115ZM114 79V80H115ZM141 79V78H140ZM28 80H30V82H31V84H30V82L28 81ZM75 80V81H74ZM81 81V84L83 83V82H87V83H85L84 85H81L80 83H79V88H77L78 87V85H77V82H80ZM87 80V81H86ZM107 80V81H106ZM149 80V79H148ZM156 80V79H155ZM176 80H178V82L176 81ZM184 80V81H183ZM119 81V80H118ZM122 81H120V82H122ZM128 81L130 82V80L128 79ZM162 81H160V82H162ZM180 81V82H179ZM182 81V82H181ZM107 82V83H106ZM129 82H127V83H129ZM132 82V81H131ZM130 82V83H131ZM168 82L170 83V80H168ZM168 82H167V84H168ZM32 83H33V85H32ZM75 83V84H74ZM110 83V82H109ZM129 83V84H130ZM171 83H173V81L171 80ZM74 84V85H73ZM113 84V83H112ZM151 84V83H150ZM158 84H160V83H158ZM157 84V85H158ZM167 84H166V86H167ZM75 85H77L76 86V88H74V86ZM109 85V84H108ZM114 85V84H113ZM161 85V87L162 86H164V85H162V83L160 84ZM179 85V86H178ZM115 86V85H114ZM166 86H164V87H166ZM171 86V85H170ZM73 87V88H72ZM155 87V86H154ZM160 87V88H161ZM164 87H162V88H164ZM168 87H169V85H168ZM180 87H181V89H182V92H181V89H180ZM141 88V87H140ZM157 88V87H156ZM162 88L161 89H159V90H162ZM103 89V88H102ZM168 89V88H167ZM32 90H34V91H32ZM158 90V89H157ZM157 90H156V93H157ZM158 90V91H159ZM175 90V91H174ZM20 91V93H19V95H17V93ZM21 91H23L22 92V94L24 93V92H26L25 93V95H24V97L21 95ZM28 91V92H27ZM36 91V92H35ZM44 91H45V93H46V91H49V93L47 92V94H44ZM146 91V90H145ZM153 91H154V89H153ZM152 91V92H153ZM169 91V90H168ZM261 91V92H260ZM41 92H43V94H44V96H48V94H49V96L48 97H46V98H43L44 96H43V94L41 93ZM99 93V95L98 96H94L96 93ZM113 92V91H112ZM260 92V93H259ZM32 93H29V95L30 94H32ZM55 93V94H54ZM107 93H109V90H108V92H106L105 93V95H103L104 94V92L102 93L101 92V94L105 97V96H107ZM140 93V92H139ZM143 93H145V92H143ZM41 94V95H40ZM174 94V93H173ZM208 94L210 95V97L212 98L213 96V101L211 100V99H209L208 98ZM214 94V95H213ZM260 94H262V95H260ZM34 95V94H33ZM36 95H35V97H36ZM109 95V94H108ZM212 95V96H211ZM166 96H167V94H166ZM169 96V95H168ZM168 96L166 97V98H168ZM27 97L28 96H26V100H27ZM93 97H94V99H93ZM163 97V96H162ZM175 97V98H174ZM38 98V99H39ZM76 100H75V99ZM79 98H80V100H79ZM163 98H165V97H163ZM171 98V97H170ZM30 99V98H29ZM36 99V98H35ZM39 99V100H40ZM74 99V100H73ZM93 99V100H92ZM101 99V98H100ZM99 99V100H100ZM102 99H104V98H102ZM107 99H109L110 100V98L108 97H106V99L105 100H107ZM112 99V98H111ZM175 99H176V101H175ZM262 99H263V101H262ZM39 100H37V102L39 103ZM41 100V101H42ZM46 100H48V102L46 101ZM58 100H60V101H58ZM108 100V101H109ZM114 99H112V100H110V102L111 103H113L114 104V102L116 101V100H114V102H112ZM154 100H152V101H154ZM159 100V101H158ZM163 100V102H161ZM166 100H168V99H166ZM171 100H174L175 101V103H174V101H172L171 103H173V104H176V105H173V104H170V101ZM197 100V102H195ZM36 101V100H35ZM50 101V102H51ZM212 101V102H211ZM243 101V102H242ZM33 102H34V100H33ZM72 102V103H73ZM79 102H81V103H79ZM91 102H93L94 104L92 105V103ZM110 102L108 103L107 101H106V103H108L109 104V106L111 105L110 104ZM158 102V103H157ZM161 102V103H160ZM177 102V103H176ZM196 103V104H194V103ZM30 103H32V99H31V101L30 102H28V104H30ZM45 103V104H46ZM54 103V102H53ZM89 103V104H88ZM91 103V104H90ZM103 103V102H102ZM118 103V102H117ZM191 103H193V104H191ZM52 104V103H51ZM55 104V103H54ZM57 104V103H56ZM75 104V103H74ZM74 104H72V106L74 105ZM99 104V103H98ZM115 104H116V102H115ZM115 104L113 105V107H115ZM156 104H157V106H156ZM182 104V105H181ZM34 105H35V103H34ZM38 105V104H37ZM47 106H48V104H46ZM49 105H50V103H49ZM60 105V104H59ZM65 105V104H64ZM66 105V106H67ZM88 105V106H87ZM91 107H93V108H90V106ZM95 105V106H94ZM118 105H116V106H118ZM149 105V104H148ZM181 105V106H180ZM193 105V106H192ZM263 105L264 104H261V108H264L263 107ZM23 106V107H22ZM26 106H29V105H26ZM26 106H25V108H26ZM36 106V105H35ZM44 107H45V105H43ZM61 106V105H60ZM67 106V107H68ZM85 106H87V107H85ZM107 106V105H106ZM129 106V107H130ZM155 106L156 107H158V108H156V110H157V112H155L156 110L154 109L155 108ZM21 107V108H20ZM42 107V106H41ZM75 107V106H74ZM89 107V108H88ZM102 107V108H101ZM113 107H111V108H113ZM212 107V106H211ZM233 107V106H232ZM6 108V109H5ZM29 108H30V106H29ZM29 108L27 109V110H29ZM35 109V107L34 106H32V108L31 109ZM62 108H63V106H62ZM61 108V109H62ZM70 108V107H69ZM72 108V107H71ZM77 108H79V107H77ZM118 108V109H117ZM182 108V109H181ZM209 108V107H208ZM11 109V110H10ZM15 109H17L16 111H15ZM19 109V110H18ZM30 109V110H31ZM92 109V110H91ZM102 109V110H101ZM159 109V110H158ZM184 109V110H183ZM210 109V108H209ZM64 110H67V108L65 109L64 108ZM118 110V111H117ZM129 111V114H128V111ZM140 110V111H139ZM165 110H167V113L169 114H166V112H165ZM183 110V111H182ZM217 110V111H218ZM19 111V112H18ZM97 111H99V110H97ZM99 111V112H100ZM124 111H125V113H124ZM147 111V110H146ZM188 111V112H187ZM199 111V112H198ZM4 112H6V111H4ZM25 112V111H24ZM33 112V111H32ZM30 113L29 111H28V113L29 114H26L27 116L28 115H30V114H32L33 116H34V112L33 113ZM39 112V111H38ZM93 112H95V109H94V111ZM119 112V113H118ZM122 112V113H121ZM133 112V113H132ZM162 112H163V114H162ZM184 112V113H183ZM65 113V112H64ZM67 114L69 113L68 111L66 112ZM132 113V114H131ZM137 113H139V114H137ZM149 113V112H148ZM173 114V115H171V114ZM21 114H23V115H21ZM106 114V115H105ZM113 114V115H112ZM208 114H209V111H208ZM215 114V113H214ZM217 114H219V113H217ZM228 114V115H227ZM19 115V116H18ZM25 115V116H26ZM31 115V116H32ZM96 115H100V114H96ZM109 115V116H108ZM122 115V116H121ZM143 115H145V114H143ZM146 115H147V112H146ZM145 115V116H146ZM152 117H151V116ZM164 115H166L167 116V118H166V116H164ZM171 115V118L169 117ZM222 115V116H223ZM235 115V114H234ZM91 116V115H90ZM120 116V117H119ZM127 117L125 120H124V118L125 117ZM162 116H164V117H162ZM192 116V115H191ZM195 116H194V118H195ZM207 116H209V115H207ZM30 117V116H29ZM28 117V118H29ZM118 117H119V119H118ZM169 117V118H168ZM230 117V116H229ZM231 117H233V116H231ZM19 118V119H18ZM26 119V120H30V119ZM30 118H33V117H30ZM37 118V117H36ZM99 118V117H98ZM97 118V119H98ZM105 118V117H104ZM217 118H219V117H217ZM8 119V118H7ZM8 119V120H9ZM24 121H23V120ZM130 119V120H129ZM190 119H192L191 117H190ZM196 119V118H195ZM199 119V118H198ZM204 119V118H203ZM234 118H232L231 119V122H233L232 120H233ZM11 120H9L8 122H9V124L10 123H12V124H14V122H11ZM20 120H22V121H20ZM186 120V121H187ZM219 119H217L216 121H218ZM222 120V119H221ZM225 120H226V118H225ZM224 120V123L226 122ZM261 120V121H260ZM6 121V120H5ZM4 121V122H5ZM103 121V122H104ZM108 121V122H107ZM185 121V122H186ZM189 121V120H188ZM196 121V120H195ZM210 121H211V119H210ZM216 121H214V122H216ZM223 121V120H222ZM7 122V121H6ZM76 122L77 121H75V123L74 124H76ZM117 122V123H116ZM121 122H120V125H121ZM190 122V121H189ZM198 122V121H197ZM3 123V122H2ZM25 123H27L26 121H25ZM135 123V122H134ZM210 123V122H209ZM221 123V122H220ZM219 123V124H220ZM223 123V122H222ZM4 124V123H3ZM12 124L10 125V126H8V127H6V126H4V125H6V123L3 125V129H5L4 127H6V129L7 128H9V127H11V129H15L16 127V124H15V126L14 127H12ZM19 124V126H21V125H23V124H21L20 125ZM106 124V125H107ZM132 124V123H131ZM194 124V123H193ZM212 124V123H211ZM216 124H218V123H216ZM231 124V123H230ZM119 125V126H120ZM125 125V124H124ZM135 125V124H134ZM134 125H133V127H134ZM178 125V126H177ZM195 125V124H194ZM223 125H225V124H223ZM227 125H229V124H227ZM234 125V124H233ZM237 125V124H236ZM26 126V125H25ZM77 126V125H76ZM89 126V125H88ZM128 126V125H127ZM206 126V125H205ZM235 126V125H234ZM233 126V127H234ZM256 126H257V128H256ZM18 127V126H17ZM23 127H24V125H23ZM27 127V126H26ZM83 127V126H82ZM92 127V126H91ZM106 127V126H105ZM125 127V126H124ZM217 127V126H216ZM222 126H220V128H221ZM225 127V126H224ZM237 127V126H236ZM241 127V126H240ZM90 128V127H89ZM117 128V127H116ZM214 128V127H213ZM238 128V127H237ZM11 129H10V131H11ZM23 129H25V127L23 128ZM86 129H88V128H86ZM95 129V128H94ZM114 129V128H113ZM149 129H148V131H149ZM203 129V128H202ZM218 129V128H217ZM216 129V130H217ZM227 129V128H226ZM232 129V128H231ZM230 129V127H229V130H231ZM241 129V128H240ZM254 129H256L255 130V132H253V130ZM126 130V129H125ZM137 130V129H136ZM199 130H200V128H199ZM210 130H211V128H210ZM219 130H221V129H219ZM219 130H217V131H219ZM228 130V129H227ZM226 130V131H227ZM233 130V129H232ZM239 130V129H238ZM237 130V132L238 133H240L239 131ZM5 130H3V134L7 131H5ZM79 131V130H78ZM88 131V130H87ZM86 131V134L87 133H89V132H91V131H89V132H87ZM94 131V130H93ZM110 131V130H109ZM121 131H122V129H121ZM148 131H147V133H148ZM178 131V130H177ZM241 131V130H240ZM242 131H243V129H242ZM9 132V131H8ZM26 132V131H25ZM81 132V131H80ZM180 132V131H179ZM194 132H196V131H194ZM208 132V131H207ZM206 132V133H207ZM228 132V131H227ZM230 132V131H229ZM235 132H236V130H235ZM243 132V134H244V136H246L245 135V133ZM11 133V132H10ZM21 133V135H22V132H20ZM83 133V132H82ZM121 133V132H120ZM143 133H141V134H143ZM199 133H200V131H199ZM205 133V134H206ZM242 133V132H241ZM240 133V134H241ZM23 134H24V132H23ZM29 134V133H28ZM27 134V135H28ZM76 133H74L73 135H75ZM79 134H81V133H79ZM104 134V133H103ZM135 134V133H134ZM209 134H212V133H209ZM225 134V133H224ZM231 134H232V132H231ZM233 134H235V133H233ZM240 134H238V139H239V136H240ZM5 135H6V133H5ZM4 135V136H5ZM21 135L19 136V138L21 137ZM25 135V136H24ZM23 136H24V138L25 137H27V135H26V133L24 134ZM77 135L78 134H76V136H74V137H76L77 138ZM81 135H83V134H81ZM79 136L80 137V139H76L75 141H73L74 142V147H76V144H75V142H79V143H77V150H79L78 149V146H80L79 148H81L83 145H84V148L86 147V149L85 150H88L89 148L90 149H92L89 145H85V144H87V143H85V142H87L88 141V138L89 137H91V133H89L88 134V136L89 137H87L86 135H84V137L83 136ZM122 135V134H121ZM131 135H132V133H131ZM227 135V134H226ZM237 135V134H236ZM23 136H22V139H23ZM116 136V135H115ZM136 136V135H135ZM193 136V135H192ZM191 136V137H192ZM198 136V135H197ZM230 136V135H229ZM232 136V135H231ZM243 136V135H242ZM18 137V135L17 136H15V137H12V135L10 136V140L11 141H13L14 142V139H16ZM74 137H72V138H74ZM81 137H83V138H81ZM132 137H134V135L132 136ZM191 137H189L188 136V138H191ZM216 137V138H215ZM241 137V136H240ZM5 138H7V135L5 136ZM13 138V139H12ZM18 138V139H19ZM181 138H183V137H181ZM101 139V138H100ZM109 139V138H108ZM124 139H126V137L124 138ZM130 139H132V138H130ZM134 139V138H133ZM138 139V138H137ZM141 139V140H142ZM193 139V138H192ZM196 139V138H195ZM195 139H193V140H195ZM235 139V138H234ZM237 139V138H236ZM3 140V139H2ZM1 140V141H2ZM9 140V138H8V143L9 144H12V143H10L11 141ZM72 140V139H71ZM80 140V141H79ZM85 140V141H84ZM117 140V139H116ZM192 140V141H193ZM260 140V141H259ZM84 141V142H83ZM95 141V140H94ZM99 141V140H98ZM101 141V140H100ZM109 140H107V142H108ZM224 141H225V139H224ZM246 141V142H245ZM260 143V145L261 144H263V145H261L262 147H260V145H257V144H259L258 142ZM6 141L5 140H3L2 141V147L4 148V149H6V150H4L3 149V152H5V151H8V153H10L9 152V150L10 149H8V146H10L9 144H7L6 145V143H5ZM80 142H81V144L82 143H84V144H80ZM130 142V141H129ZM138 142H139V140H138ZM254 142H256V143H254ZM3 143H5V144H3ZM72 143V142H71ZM95 143V142H94ZM123 143V142H122ZM133 143V142H132ZM140 143H141V141H140ZM245 143V144H244ZM101 144V143H100ZM134 144V143H133ZM144 144V143H143ZM150 144H149V146H150ZM199 144V143H198ZM257 145V147H254V145ZM4 145V146H3ZM255 145V146H256ZM6 146H7V148H6ZM92 146H94V145H92ZM101 146H103V145H101ZM100 146V147H101ZM122 146V145H121ZM148 146V145H147ZM74 147H72L73 149H76V148H74ZM89 147V148H88ZM97 147H98V145H97ZM141 147H143V145L141 146ZM194 147V148H193ZM260 147V148H259ZM71 148V149H72ZM84 148H81V150L82 149H84ZM88 148V149H87ZM132 148V147H131ZM138 148H139V146H138ZM241 148V147H240ZM239 148V149H240ZM253 148H255V149H253ZM8 149V150H7ZM89 149V150H90ZM150 149V148H149ZM238 149V150H239ZM247 149V150H246ZM260 149V150H261ZM262 149V150H263ZM81 150H79V151H81ZM115 150V149H114ZM237 150V151H238ZM241 150V149H240ZM73 151H74V153H73ZM84 151V150H83ZM83 151H81L82 153H83ZM96 151V150H95ZM98 151H100V150H98ZM104 151V150H103ZM145 151V150H144ZM2 152V151H1ZM0 152V153H1ZM76 151L75 150H72V154H75V155H73V157H72V155H71V157H70V159H72V160H74V161H76V162H81V164H85V165H80V168L77 170L76 168V173L75 172H71V175H72V173H73V176H75L78 172H79V170H84V172H86V174L89 176V175H93V173H96L95 174V176L98 174H100V173H102L101 172V170L103 171L104 170V168L108 165L107 164V162H105V160H104V157H103V161L102 162H104L105 164V166H102L101 165V163L100 162H98V163H95L92 159H91V157H90V159H88V158H86V159H84V158H82V160H81V156H85L86 154V151L84 152V154L82 155L81 154V152L78 154V153H75ZM89 152V151H88ZM136 152V153H135ZM7 153V152H6ZM6 153H4V154H6ZM8 153L4 156V154L3 153H1L0 154V156H4L3 158L1 157V159L0 160H2L1 162L3 163V165L6 163V161H9V159L8 158H10L9 157V155H8ZM92 150H91V152H90V154H91V156H93V155H96L97 154V152L96 153H93V155H92ZM109 153V152H108ZM149 153V154H150ZM258 153V152H257ZM256 153V154H257ZM77 154H78V156H77ZM81 154V155H80ZM101 154V153H100ZM238 154V153H237ZM248 154V153H247ZM253 154V153H252ZM255 154V153H254ZM80 155V156H79ZM98 155H99V153H98ZM105 155V154H104ZM138 155V154H137ZM233 157H232V156ZM235 155V156H234ZM88 156V155H87ZM101 156V155H100ZM100 156H97V158L98 157H100ZM106 156V155H105ZM147 156H149V155H147ZM146 156V157H147ZM254 156V155H253ZM8 157V158H7ZM86 157V156H85ZM117 157V156H116ZM140 157V156H139ZM142 157V156H141ZM209 158L210 159V161H209V163L206 161H204L203 159H206V158ZM210 157H212V158H210ZM6 159V161H4L3 162V159ZM12 158H13V155H12ZM94 158H96V157H94ZM101 158V157H100ZM110 158V157H109ZM138 158V157H137ZM143 158V157H142ZM142 158H141V160H142ZM223 158V159H222ZM11 159V158H10ZM13 159H16L15 157L13 158ZM83 159L84 160H87L88 159V163H90L91 165H93L91 168L92 169H90V167L88 168L87 167V163L86 162H83ZM106 159V158H105ZM139 159V158H138ZM150 159V158H149ZM235 160H236V158H234ZM97 160V159H96ZM106 160H109L108 158L106 159ZM111 160V159H110ZM109 160V161H110ZM151 160V161H152ZM156 160V161H155ZM212 160H213V162L214 163H212ZM216 160V161H217ZM220 160V161H221ZM13 161H15V160H13ZM91 161H93V162H91ZM118 161V160H117ZM136 161H137V159H136ZM139 161H140V159H139ZM228 161V162H229ZM12 162V161H11ZM73 161H71V163H72ZM113 161H111V163H112ZM120 162V161H119ZM138 162V161H137ZM146 162H148L149 163V161H146ZM10 163V162H9ZM8 163V164H9ZM93 163V164H92ZM109 163V162H108ZM153 163V164H152ZM218 163V162H217ZM234 163H236V162H234ZM44 164L46 165V163H45V161H44ZM69 164H70V162H69ZM121 164V163H120ZM125 164V163H124ZM138 164V163H137ZM136 164V165H137ZM147 164V163H146ZM229 164V163H228ZM237 164V163H236ZM11 165V164H10ZM75 166H76V164H74ZM74 165L72 164V168L74 167ZM94 165H95V168H94ZM109 165H111L110 163H109ZM108 165V166H109ZM119 165V164H118ZM195 165H196V167H195ZM214 165H216V164H214ZM224 165H226V164H224ZM235 165V164H234ZM6 166V168H8L7 167V165H5ZM47 166V165H46ZM46 166H44V168H46ZM86 166V167H85ZM97 166H98V168H97ZM102 168H101V167ZM122 166V165H121ZM132 166V165H131ZM138 166V165H137ZM136 166V167H137ZM147 166H149L148 164H147ZM211 166V165H210ZM2 168H3V166H1ZM0 167V168H1ZM34 166H31L30 168H31V171H32V168H33ZM43 167V166H42ZM41 167V168H42ZM48 167V166H47ZM68 167H70V166H68ZM84 167H85V169H84ZM110 167V166H109ZM211 167H213V166H211ZM215 167V166H214ZM220 167V166H219ZM11 167H9V169H10ZM40 168V169H41ZM117 168V167H116ZM123 168V169H122ZM133 168V167H132ZM148 168V167H147ZM202 168V167H201ZM201 168H200V170H201ZM210 168V167H209ZM225 168V167H224ZM5 169V168H4ZM9 169H5V171H7V170H9ZM33 169H35V167L33 168ZM39 169V170H40ZM95 169L97 170V171H99L100 170V172L98 173V172H95ZM99 169V170H98ZM115 169V168H114ZM193 168H190V170H192ZM213 169V168H212ZM211 169V170H212ZM216 169V168H215ZM11 170V169H10ZM43 169H41L40 171H42ZM66 170V169H65ZM89 170H92L91 172H89ZM107 170V169H106ZM122 170V171H121ZM124 170V171H123ZM130 170V171H129ZM132 170V171H131ZM198 170V169H197ZM196 170V171H197ZM202 170H203V168H202ZM201 170V171H202ZM207 170H209L208 169V166H207ZM50 171H53L52 169L50 170ZM67 171V170H66ZM112 171V170H111ZM121 171V172H120ZM166 171V172H165ZM194 171V170H193ZM224 171V170H223ZM12 172H14L13 170H12ZM34 172V171H33ZM43 172V171H42ZM54 172V171H53ZM59 172V171H58ZM88 172H89V174H88ZM114 172V171H113ZM192 172V171H191ZM208 172V171H207ZM207 172L205 173V174H207ZM3 173V172H2ZM35 173V172H34ZM37 173V172H36ZM45 173V174H44ZM49 175H51V176H54V175H52V173H49L48 172V170H47V172H46V170H44V172H43V177H45V178H43L42 179V177H41V181H40V184H43L44 183V181H45V183H46V181H47V184H45L46 186H43V185H41L42 187H43V191H45V192H43V195H41V196H46V194H48V192H52V194L50 195V193L46 196V198H45V202H46V205H47V200L51 203V201L49 200V197L51 198L52 197V195H53V193H54V195L55 196H57L56 194H58L59 192L57 191V190H60L61 188H63L62 187V184L64 183V182H68V184L67 185H69V184H72L73 182H71V178L70 177H68V178H70L69 180H70V182L71 183H69V180L68 179H66V180H62V179H59L58 178V180H56V181H58V182H53V181H51L50 179H48V178H51V176H49L47 179H46V176H48V174ZM75 173V174H74ZM103 173H105V170L103 171ZM102 173V174H103ZM126 173L128 174V175H126ZM198 173V172H197ZM203 172L201 173V174H204ZM4 174H5V172H4ZM10 173L8 172V175H9ZM14 174H15V172H14ZM33 173H29L28 175H27V177L26 178H28V177H30L31 175H32ZM79 174V173H78ZM77 174V175H78ZM86 174H82V172H81V175L79 174V176H80V178H83V181H89V180H87V179H89L90 177H88V178H84V177H87V175ZM110 174H114V173H110ZM120 174V175H119ZM192 175H193V173H191ZM196 174V173H195ZM198 174H200V173H198ZM11 175H13V174H11ZM16 175V174H15ZM42 176V173L41 174H39L38 175V177L39 176ZM71 175H69V176H71ZM76 175V176H77ZM84 175V177H81V176H83ZM101 175V174H100ZM99 175V176H100ZM105 174H103L102 176H104ZM115 175V174H114ZM121 175L123 176V177H121ZM55 176H57L56 174H55ZM72 176V177H73ZM107 176V175H106ZM120 176V177H119ZM125 176V177H124ZM200 177L201 176H203V175H199ZM205 176V175H204ZM207 176V175H206ZM205 176V177H206ZM4 177V176H3ZM10 176H8V178H9ZM15 177V176H14ZM13 176L11 177V179H10V181L12 180V178H14ZM32 177H33V175H32ZM31 177V178H32ZM97 177V176H96ZM111 177V176H110ZM114 177V176H113ZM112 177V178H113ZM117 177V178H116ZM185 179H184V178ZM6 178V177H5ZM31 178H30V182L33 184L34 183V180L32 179L31 180ZM35 180H36V177H35V175H34V177H33ZM108 178V177H107ZM183 178V180H181ZM203 178V177H202ZM46 179V180H45ZM74 179V178H73ZM85 179V180H84ZM121 179V180H120ZM8 180V179H7ZM62 180V182L60 183V181ZM23 181H25V182H27L28 183V179H27V181L26 180H24L23 179ZM33 181V182H32ZM72 181H74V180H72ZM79 181V180H78ZM95 181V180H94ZM107 181V180H106ZM22 182V181H21ZM21 182H20V184H21ZM82 182V181H81ZM116 182V183H115ZM181 182V183H180ZM2 183H3V181H2ZM7 183H9V181L7 182ZM79 183V182H78ZM110 183V182H109ZM24 185H29L30 183H28V184H26V183H23ZM59 184V185H58ZM61 184V185H60ZM89 184V183H88ZM95 184V183H94ZM115 184V185H114ZM185 184V183H184ZM5 185V184H4ZM35 185H36V183H35ZM34 185V187L36 188V186H37V188H38V184L35 186ZM86 185V184H85ZM104 185H106V183L104 184ZM6 186H7V184H6ZM5 186V187H6ZM17 186H18V184H17ZM23 185H20V187H22ZM30 187L29 188H31L32 186L31 185H29ZM93 186V185H92ZM5 187H3V188H5ZM26 187V186H25ZM24 187V188H25ZM45 187V188H44ZM51 187H52V189L53 188H55L54 190L57 192V193H55V192H53L52 190H51ZM61 187V188H60ZM70 187H71V185H70ZM79 187V186H78ZM88 187H90V186H88ZM97 187V186H96ZM98 187H101L100 185H98ZM107 187V186H106ZM124 187V188H123ZM133 187H135L133 190H132V188ZM10 188V187H9ZM9 188H8V191H9ZM16 188V187H15ZM19 188V187H18ZM34 188V189H35ZM37 188L35 189V190H37ZM57 188V189H56ZM60 188V189H59ZM67 188V187H66ZM93 188V187H92ZM91 188V189H92ZM20 189V188H19ZM39 189V188H38ZM47 189H48V191H47ZM50 189V190H49ZM101 190L100 191H102V188H100ZM105 189H107V188H105ZM126 189V190H125ZM142 189V188H141ZM144 189H145V187H144ZM176 189V190H177ZM184 189V188H183ZM4 190V189H3ZM85 190V189H84ZM131 192H130V191ZM147 190V189H146ZM145 190V191H146ZM172 190V191H171ZM227 190V189H226ZM225 190V191H226ZM5 191H6V189H5ZM7 191V192H8ZM47 191V192H46ZM77 191V190H76ZM88 191V190H87ZM90 191H92V190H90ZM144 191V190H143ZM180 191V190H179ZM35 191H33V192H31V195H32V193H34ZM39 192H40V190H39ZM38 192V193H39ZM61 192V191H60ZM68 192V191H67ZM72 192H74V190L73 191H71V193ZM110 192H111V194H110ZM132 192H133V194H132ZM181 192V191H180ZM46 193V194H45ZM81 193V192H80ZM99 193V192H98ZM106 193V194H105ZM108 193V194H107ZM115 193V194H116ZM127 193V195H131L130 196V198L132 197V199H130V198H128V199H130L129 201L130 202H127L128 201V199L126 200V199H124V197H126L127 195H124V194H126ZM128 193H130V194H128ZM146 193V192H145ZM221 193V192H220ZM1 194H3L4 195V191H2V193H1V189H0V196H2ZM36 194V193H35ZM40 194V193H39ZM97 194V193H96ZM96 194H94V195H96ZM105 194V195H104ZM136 194H138V195H136ZM177 194V193H176ZM30 194H29V196H31ZM37 195V194H36ZM50 195V196H49ZM53 195V196H54ZM73 195V194H72ZM102 195H103V197L105 198V200H104V198L102 197ZM110 195V196H109ZM142 195H144V193H142ZM148 195H146V196H148ZM40 196V195H39ZM41 196H40V200H41ZM49 196V197H48ZM63 196V195H62ZM77 196V195H76ZM141 196V195H140ZM140 196L138 197V198H140ZM151 196V195H150ZM150 196H148V198L150 199ZM23 197V196H22ZM26 197H28V196H26ZM32 197V196H31ZM48 197V198H47ZM59 197V196H58ZM79 197V196H78ZM110 197V198H109ZM128 197V196H127ZM126 197V198H127ZM143 197V196H142ZM142 197H141V199H142ZM6 198H8V196H6L5 195V199ZM56 198V197H55ZM60 198H62V197H60ZM64 198V197H63ZM108 198V199H107ZM27 199V198H26ZM44 199V198H43ZM42 199V200H43ZM65 199H66V197H65ZM90 199V198H89ZM91 199H93L92 197H91ZM99 199H102V200H100V202L102 201L103 203H101V205L98 203L99 202ZM121 199V200H120ZM145 199H146V197H145ZM0 200H1V197H0ZM2 200H4V198L2 199ZM2 200L0 201V206H2ZM56 200V199H55ZM64 200V199H63ZM85 200H87V199H85ZM98 200V201H97ZM104 200V201H103ZM108 200V201H107ZM135 200V199H134ZM133 200V201H134ZM137 200V199H136ZM139 200V199H138ZM137 200V201H138ZM143 200V199H142ZM6 201V200H5ZM8 201V200H7ZM11 201V200H10ZM19 201V200H18ZM17 201V202H18ZM44 201V200H43ZM42 201V202H43ZM54 200H52V202H53ZM61 201V200H60ZM66 201H68V200H66ZM65 201V202H66ZM70 201V200H69ZM94 201V202H95ZM106 201V202H105ZM109 201H111L110 202V205H109ZM133 201H132V203H133ZM227 201V200H226ZM15 202V201H14ZM16 202V203H17ZM19 202H21V201H19ZM48 202V203H49ZM55 202V201H54ZM59 201H57V203H58ZM93 202V203H94ZM113 202H115L114 204H116V202H117V204L116 205H111V203H113ZM121 202V203H120ZM262 202H264V201H262ZM6 203H9V201L8 202H6ZM5 203V204H6ZM13 203V201L10 203V204H12ZM23 202H21L20 204H22ZM61 203V202H60ZM71 203V202H70ZM118 203H119V205H118ZM150 203V207H151V202H148L147 204H149ZM13 204H15V203H13ZM41 204H43V203H41ZM59 204V203H58ZM63 204V203H62ZM73 204V203H72ZM97 204H95V206L97 205ZM106 204H108L109 206H107ZM122 204V205H121ZM130 204V205H129ZM143 204H145L144 202H143ZM146 204V205H147ZM154 204L152 205V207H154ZM250 204V203H249ZM261 204V203H260ZM259 204V205H260ZM4 205V204H3ZM16 205H18V204H16ZM25 206H26V204H24ZM24 205H22L23 207H25ZM44 205V204H43ZM46 205H44L45 207H46ZM50 205H52V204H50ZM66 205V204H65ZM81 205V204H80ZM88 205V204H87ZM130 207H129V206ZM141 205H142V203H141ZM164 205V206H165ZM169 205V206H170ZM5 206V205H4ZM3 206V207H4ZM28 207H30L29 205H27ZM26 206V207H27ZM53 207H55V204L54 205H52ZM58 206V205H57ZM62 206V205H61ZM61 206H58V208L59 207H61ZM64 206V205H63ZM62 206V207H63ZM69 206H71V205H69ZM94 206V208H96ZM111 206H113V207H111ZM117 206V207H116ZM125 206H127V207H125ZM133 206V207H132ZM136 206V207H135ZM149 206V205H148ZM251 206V205H250ZM15 207H17V206H15ZM21 207V206H20ZM48 207V206H47ZM53 207H51V209L53 208ZM68 207V206H67ZM128 207H129V209H128ZM143 207H144V205H143ZM157 207V206H156ZM161 207V206H160ZM242 206H240V208H241ZM244 207V206H243ZM242 207V209H244ZM5 208H7V206L5 207ZM9 208V207H8ZM73 208V207H72ZM78 208V207H77ZM88 208V207H87ZM86 208V209H87ZM93 208V207H92ZM115 208H116V210H115ZM136 210H135V209ZM140 208V207H139ZM138 208V209H139ZM144 208H147V207H144ZM239 208V209H240ZM256 208H258L253 214H251V215H257V214H259L260 216H263V214L264 213H262V211H264V203H263V205H261V209H260V206H256ZM1 210H2V208H0ZM14 209V208H13ZM17 209V208H16ZM20 209V208H19ZM28 209H30V208H28ZM48 209H49V207H48ZM50 209V210H51ZM70 209V208H69ZM91 209V208H90ZM89 209V210H90ZM132 209V210H131ZM164 209V208H163ZM167 209V208H166ZM238 209V210H239ZM242 209H240L241 210V212H245V211H242ZM260 209V210H259ZM8 210V209H7ZM22 210V209H21ZM49 210V211H50ZM62 210V209H61ZM83 210V209H82ZM89 210H87V211H89ZM100 210V211H99ZM118 210V211H117ZM133 210H135V211H133ZM251 210V209H250ZM249 210V211H250ZM19 211V210H18ZM18 211H17V213H18ZM25 211V210H24ZM28 211H31V210H27V213H30V212H28ZM51 211H53V210H51ZM50 211V212H51ZM54 211H55V208H54ZM73 211V210H72ZM72 211H70V212H72ZM86 211V210H85ZM92 211H95L96 212V209H94V210H92ZM103 212H105L104 210H102ZM100 212V214H102L103 212ZM107 211V210H106ZM130 211V212H129ZM133 211V212H132ZM146 211V210H145ZM247 211V210H246ZM2 212H4V211H2ZM14 212V211H13ZM26 212V211H25ZM49 212V213H50ZM65 212V211H64ZM66 212H68V211H66ZM65 212V213H66ZM108 212H110V211H107V213ZM112 212V211H111ZM121 212V211H120ZM117 213V215H119V214H121V213ZM126 212V213H125ZM135 212V213H134ZM144 212V211H143ZM148 212V211H147ZM261 212V213H260ZM9 213V212H8ZM10 213H12V211L10 212ZM31 213H37V212H34L33 210H32V212ZM98 213H97V215H98ZM142 213V212H141ZM4 214L5 213H2V214H0L1 215V217L2 216H4ZM15 214H16V212H15ZM18 214H20V213H18ZM18 214H17V216H18ZM38 214V213H37ZM59 214V213H58ZM58 214H56L55 216H59ZM63 214L64 213H62V215L60 214V216L62 217L63 216ZM74 214V213H73ZM86 214V213H85ZM88 214V213H87ZM111 214V213H110ZM146 214V213H145ZM241 214V213H240ZM250 214V213H249ZM248 214V215H249ZM262 214V215H261ZM7 214H5V216H6ZM14 215V214H13ZM28 215V214H27ZM50 215V214H49ZM79 215V214H78ZM170 215V214H169ZM9 216V215H8ZM29 216V215H28ZM31 216V215H30ZM32 216H33V214H32ZM37 215H35L34 217H36ZM39 217L41 216V215H38ZM59 216V217H60ZM72 216V215H71ZM75 216H77V214H75ZM82 216V215H81ZM91 216V215H90ZM96 216V215H95ZM139 216L140 217H142V218H139ZM156 216V215H155ZM161 216V215H160ZM231 216V215H230ZM60 217V218H61ZM68 217V216H67ZM117 217V216H116ZM120 217V216H119ZM146 217V216H145ZM148 217V216H147ZM157 217H158V215H157ZM162 218L164 217L163 215L161 216ZM234 217V216H233ZM251 218V217H250ZM255 218H257V217H255ZM8 219H9V217H8ZM7 219V220H8ZM37 219H38V217H37ZM40 219V218H39ZM53 219H54V217H53ZM70 219V218H69ZM159 219H160V217H159ZM261 219H262V217H261ZM260 219V220H261ZM0 220H2L1 218H0ZM4 220H6V218H4L3 219V221ZM60 220H62V219H60ZM65 220V219H64ZM67 220V219H66ZM65 220V221H66ZM129 220H131V221H129ZM133 220V221H132ZM253 220V219H252ZM255 220V219H254ZM259 220V219H258ZM257 220V221H258ZM263 220V219H262ZM59 221V220H58ZM58 221H55V222H53V224L55 223V225H56V222L58 223ZM159 221V220H158ZM257 221H255V222H257ZM2 221H0V223H1ZM138 222V221H137ZM248 222V221H247ZM140 223H141V221H140ZM3 224V223H2ZM1 224V225H2ZM60 224V223H59ZM58 224V225H59ZM62 224V223H61ZM138 224H139V222H138ZM160 224H161V221H160ZM3 226V225H2ZM146 226V225H145ZM1 228V227H0ZM136 229V230H135ZM149 229V228H148ZM147 229V230H148ZM263 229V228H262ZM5 230V229H4ZM136 231L137 232V236H139V232H141V231H138L137 230V228H134L133 227V231ZM141 230V229H140ZM1 231V230H0ZM3 231V230H2ZM1 231V236L3 237H1L2 239H4L3 240V242H4V244H6V245H4L3 244V242L1 241L0 242V248H2V249H7L10 253H12V251H10V249L12 248V247H14L13 245L14 244H12L11 243V241L12 240H10V242L9 241H7V238H4V236L6 235V232L7 231H3L2 232ZM131 231V230H130ZM132 231V235H133V237H135V235H136V233H135V235L133 234L134 232ZM123 232V231H122ZM143 232V234H144V231H142ZM141 232V233H142ZM147 232H149V230L147 231ZM8 233V232H7ZM126 232L124 231L123 232V234H125ZM3 234H5L4 236H3ZM122 234V235H123ZM126 234H128L129 235V233H126ZM130 234V235H131ZM142 234V235H143ZM146 234V233H145ZM144 234V235H145ZM260 234V233H259ZM127 235V236H128ZM146 235H150V234H146ZM7 236V235H6ZM8 238L9 237H11V236H7ZM132 236L130 237V238H133ZM263 237V236H262ZM0 238V239H1ZM1 239V240H2ZM11 239V238H10ZM11 243V244H10ZM259 243V242H258ZM3 244V245H2ZM52 244V243H51ZM51 244L49 245V244H47V245H49V248L51 247ZM128 244V243H127ZM10 245V246H9ZM132 245V244H131ZM6 246V247H5ZM12 246V247H11ZM16 246V245H15ZM56 246V245H55ZM54 246V247H55ZM9 247V248H8ZM21 247V246H20ZM131 248H133V246L131 247ZM51 249V248H50ZM14 250V249H13ZM161 252V251H160ZM156 253H157V251H156ZM155 253V254H156ZM162 253V252H161ZM160 254V253H159ZM243 254V253H242ZM10 255H13V253L12 254H7L6 252H4V253H1L0 254V264H19V262H20V260L19 261H16V262H14L13 263V259L10 257ZM43 255V254H42ZM157 255H158V253H157ZM162 255V254H161ZM166 255H168L167 253H166ZM165 256V255H164ZM263 256V255H262ZM13 257H16V256H13ZM45 257V256H44ZM160 257V256H159ZM163 257V256H162ZM169 257V256H168ZM38 257H36V259H37ZM148 257L146 256V259H147ZM165 258L167 259V257L165 256ZM18 259H21V260H23V258L21 257V258H19L18 257ZM140 258H138V260H139ZM145 258L144 259H142L141 258V260H139L138 261V263L139 264H146V263H148L149 262V260L147 261ZM161 259V258H160ZM29 259H27L26 260V262H30V264H35L34 263V261H32V260H29ZM41 260V259H40ZM264 260V259H263ZM25 261V260H24ZM24 261H22V262H24ZM146 261V262H145ZM150 261H151V259H150ZM168 261V263H169V260H167ZM167 261H162L163 263H161V264H165ZM25 262V263H26ZM210 262V261H209ZM24 263V264H25ZM156 264H158L157 262H155ZM168 263H166V264H168ZM217 263V262H216ZM222 263H224V262H222ZM21 264V263H20ZM23 264V263H22ZM29 264V263H28ZM170 264V263H169ZM215 264V263H214ZM224 264H226V263H224ZM232 264V263H231ZM264 264V263H263Z\"/></svg>","mask_w":264,"mask_h":264}]
</instances>
